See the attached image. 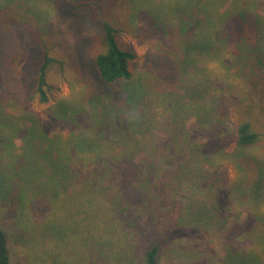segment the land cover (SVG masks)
I'll list each match as a JSON object with an SVG mask.
<instances>
[{"label":"rangeland","instance_id":"374dc122","mask_svg":"<svg viewBox=\"0 0 264 264\" xmlns=\"http://www.w3.org/2000/svg\"><path fill=\"white\" fill-rule=\"evenodd\" d=\"M86 1L0 0L9 264H144L152 245L157 264H264V28L227 39L216 21L193 30L177 0ZM98 14L134 53L129 79L97 76ZM242 120L258 144H236Z\"/></svg>","mask_w":264,"mask_h":264},{"label":"trees","instance_id":"16d2710c","mask_svg":"<svg viewBox=\"0 0 264 264\" xmlns=\"http://www.w3.org/2000/svg\"><path fill=\"white\" fill-rule=\"evenodd\" d=\"M213 0H177L175 3V11H184L185 22L193 25V30L197 27L203 28L209 22L220 23L222 28L229 26L226 30L228 35L227 39L236 37L240 32L250 29V31H255L262 34L264 28L263 17L260 14V9L258 8L261 3L258 0H231L229 6L224 10L218 9L216 14H213L209 10V4ZM97 0L86 1L84 3L77 2L80 9L89 8L90 3H96ZM92 10V8H91ZM93 11V10H92ZM151 16L158 19V14L151 13ZM97 23L101 29V35L98 37L102 50L97 52L93 57V66L97 73L100 81L106 84H111L117 82L121 79H129L131 77V71L129 70V62L134 58V53L132 51L124 49L118 39L119 27L112 21L108 16L97 15ZM2 21L0 20V25ZM205 38L209 39L210 34H204ZM256 38V37H255ZM207 46H204L206 48ZM39 64L37 63V74L35 82V91L41 102H46L48 100L45 86L46 73L49 66L55 62L53 56L49 54L48 48H42L40 54ZM251 111L255 112L251 107ZM245 119V118H244ZM260 133L253 129V124L251 120H242L239 122L236 128V144L240 147H248L258 144L260 141ZM53 142V141H52ZM122 151L127 150L126 143L122 146ZM56 167L54 171L58 168L64 166L63 161L65 158L56 157ZM251 164L255 167V162L252 161ZM259 173V172H258ZM158 245H152L145 251L144 264H157V255L159 252ZM9 250L7 247V242L4 232L0 229V264H9Z\"/></svg>","mask_w":264,"mask_h":264},{"label":"crops","instance_id":"0c3cea01","mask_svg":"<svg viewBox=\"0 0 264 264\" xmlns=\"http://www.w3.org/2000/svg\"><path fill=\"white\" fill-rule=\"evenodd\" d=\"M10 263V262H9Z\"/></svg>","mask_w":264,"mask_h":264}]
</instances>
